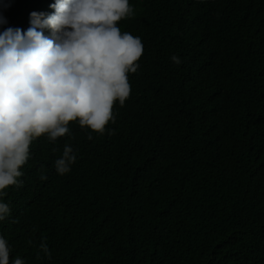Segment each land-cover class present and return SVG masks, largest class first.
Wrapping results in <instances>:
<instances>
[{"label": "trees", "instance_id": "16d2710c", "mask_svg": "<svg viewBox=\"0 0 264 264\" xmlns=\"http://www.w3.org/2000/svg\"><path fill=\"white\" fill-rule=\"evenodd\" d=\"M45 1L10 0L0 32ZM129 3L117 26L143 44L130 95L103 134L71 121L30 144L2 198L10 262L264 264V0Z\"/></svg>", "mask_w": 264, "mask_h": 264}, {"label": "clouds", "instance_id": "9594fccd", "mask_svg": "<svg viewBox=\"0 0 264 264\" xmlns=\"http://www.w3.org/2000/svg\"><path fill=\"white\" fill-rule=\"evenodd\" d=\"M8 7L10 0H0V26L8 23ZM14 15L18 28L0 32V221L10 214L5 189L22 185L30 144L45 134L56 141L69 133L71 121L103 134L115 121L114 103L128 99V74L143 54L140 37L117 26L134 15L129 0H47L33 9L21 5ZM171 59L181 63L176 55ZM75 162L65 145L56 172L69 173ZM40 247L50 256L45 244ZM10 251L0 236V264H25L10 262Z\"/></svg>", "mask_w": 264, "mask_h": 264}]
</instances>
